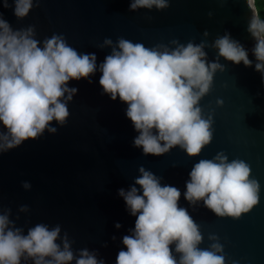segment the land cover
I'll use <instances>...</instances> for the list:
<instances>
[{
	"label": "water",
	"instance_id": "1",
	"mask_svg": "<svg viewBox=\"0 0 264 264\" xmlns=\"http://www.w3.org/2000/svg\"><path fill=\"white\" fill-rule=\"evenodd\" d=\"M129 7L130 0H41L18 21L9 0V7H0V12L14 30L35 26L41 42L53 34L63 35L78 52H94L98 66L111 51L98 47L106 38L115 44L123 37L151 48L171 47L172 40L199 44L205 31L211 45L218 36L230 33L248 51L252 67L220 60L225 72L214 76L212 91L201 101L205 114L215 112L211 144L196 158L178 147L163 156H144L142 148L133 146L138 133L126 116L127 105L119 97L112 101L103 94L102 73L97 71L89 78L91 83L89 79L69 82L78 92L68 104L65 126L53 122L55 134L45 131L39 139L0 155V206L11 209L10 220L24 234L36 224L60 225L61 235L66 232L73 241L74 253L86 248L105 264H116L124 248L122 238L135 226L118 190L127 191L143 166L161 177L162 185L181 191L179 205L188 209L203 235L200 248H208V236L215 234L226 264H264V78L255 70V41L247 31L252 12L246 0H170L164 11L131 12ZM205 51L210 62L216 58V50ZM217 99L224 101L223 108L216 107ZM221 151L229 161L238 158L248 163L250 178L260 185L257 206L238 220L217 217L202 202L194 209L183 198L193 165ZM24 182L30 183V190L22 187ZM21 206H27L28 213H20Z\"/></svg>",
	"mask_w": 264,
	"mask_h": 264
},
{
	"label": "clouds",
	"instance_id": "2",
	"mask_svg": "<svg viewBox=\"0 0 264 264\" xmlns=\"http://www.w3.org/2000/svg\"><path fill=\"white\" fill-rule=\"evenodd\" d=\"M34 2L38 7L41 0H12L18 21L29 15ZM246 4L252 12L247 31L255 41V70L264 78V16L258 0H246ZM169 6L170 0H130L129 11H164ZM0 7L7 9L9 0H2ZM208 15L212 17L211 12ZM203 35L205 40L199 44L172 40L171 47L151 48L123 37L115 44L106 38L98 47L111 51L98 66L94 52H78L63 35L53 34L41 42L35 26L14 30L0 12V155L39 139L45 131L55 134L53 122L65 126L68 104L78 92L69 82L89 79L99 71L103 94L112 101L119 97L127 105L126 116L138 133L133 146L142 148L144 156H163L177 147L189 158L200 156L213 140L215 115L214 110L205 114L201 101L212 91L214 76L225 72L220 60L252 67L248 51L230 33L218 36L211 45L206 42L209 33ZM208 47L217 52L211 62ZM223 106L224 101L217 99L216 107ZM250 176L248 163L238 158L229 161L221 151L193 165L183 198L194 209L202 202L217 217L238 220L259 202V182ZM161 179L141 166L133 185L127 191L118 190L126 210L135 217V226L123 236L124 248L116 264H226L217 235L209 234L208 248L199 247L204 238L188 209L179 205L181 191L162 185ZM22 187L31 189L28 182ZM28 211L27 206L19 209ZM10 215L11 209L0 206V264H21L22 260L105 264L86 248L74 253L73 241L66 232L61 235L60 225L50 228L40 223L24 234Z\"/></svg>",
	"mask_w": 264,
	"mask_h": 264
},
{
	"label": "trees",
	"instance_id": "3",
	"mask_svg": "<svg viewBox=\"0 0 264 264\" xmlns=\"http://www.w3.org/2000/svg\"><path fill=\"white\" fill-rule=\"evenodd\" d=\"M258 3L261 6V12H262V16H264V0H258Z\"/></svg>",
	"mask_w": 264,
	"mask_h": 264
}]
</instances>
